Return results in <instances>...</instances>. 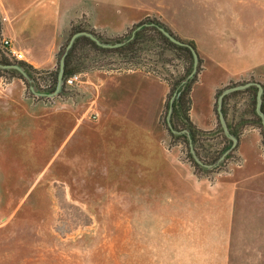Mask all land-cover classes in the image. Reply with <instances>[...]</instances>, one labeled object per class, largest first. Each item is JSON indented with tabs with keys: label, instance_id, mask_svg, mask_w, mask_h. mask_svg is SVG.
I'll return each mask as SVG.
<instances>
[{
	"label": "rangeland",
	"instance_id": "obj_1",
	"mask_svg": "<svg viewBox=\"0 0 264 264\" xmlns=\"http://www.w3.org/2000/svg\"><path fill=\"white\" fill-rule=\"evenodd\" d=\"M253 1L261 8L264 38V0H240V18ZM148 7L146 16L158 18L184 41L193 40L154 12L164 8ZM126 30L91 31L115 37ZM3 73L0 264H264V175L247 181L257 191L246 190L244 211L230 217L229 226L208 216L198 221L192 202L181 203L187 179L179 168L181 162L192 166L184 158L185 146L170 145L160 121L161 140L155 128L143 132L109 113L105 117L76 96L47 105L35 124L10 133L3 124L11 111L1 93L14 77ZM173 148L178 163L169 154ZM240 164L235 155L216 172L201 175H224ZM234 203L240 211V187Z\"/></svg>",
	"mask_w": 264,
	"mask_h": 264
},
{
	"label": "crops",
	"instance_id": "obj_2",
	"mask_svg": "<svg viewBox=\"0 0 264 264\" xmlns=\"http://www.w3.org/2000/svg\"><path fill=\"white\" fill-rule=\"evenodd\" d=\"M147 5L149 9L164 8L157 7L154 12L166 16L176 25L174 29L186 31L185 37L195 41L202 58V68L190 91L189 117L195 126L211 129L217 125L214 101L219 88L249 77L264 83L261 8L254 1L244 8L245 16L240 18V0H0V36L8 37L10 46L23 53L22 61L37 69H51L74 23L83 20L82 24L93 30L124 31L147 15ZM168 91L169 84L164 78L139 68L119 71L94 68L81 72V79L66 88L65 95L45 101L29 96L23 80L14 77L1 93L11 111L3 125L10 133L32 126L34 117L44 107L77 96V101L85 97L89 106L99 109L105 117L109 113L143 132L155 128L161 140L163 132L158 117ZM233 101L242 103L238 98ZM231 113L235 112L230 110L229 117ZM78 115L79 112L77 127L81 123ZM235 152L241 164L224 175H200L181 162L179 170L187 179L186 199H181L185 200L181 203L189 207L192 202L191 212L198 221L208 216L222 226H229L230 217L244 211L246 190L257 191L247 181L264 175V142L258 126L248 125L244 129ZM169 154L178 163L176 148ZM239 187L240 211L237 203L233 204Z\"/></svg>",
	"mask_w": 264,
	"mask_h": 264
},
{
	"label": "trees",
	"instance_id": "obj_3",
	"mask_svg": "<svg viewBox=\"0 0 264 264\" xmlns=\"http://www.w3.org/2000/svg\"><path fill=\"white\" fill-rule=\"evenodd\" d=\"M159 26H164L169 32L180 38L164 22L150 16H145L139 21L131 24L125 32L115 37H105L95 32L103 41H121V44L116 46H101L85 35L76 37L65 56L64 77L72 72H83L94 68L118 71L139 68L164 78L169 84V91L161 110L159 120L170 137V145L181 143L185 146L183 149L184 158L193 166L195 173L201 175L205 172L214 171L223 167L229 158L236 155L237 143L232 145V140L224 133L218 117L217 97L223 88H219L215 94L214 111L218 119L217 125L211 129H202L195 126L189 117V110L191 107L190 91L202 68V58L197 52L198 64L196 72L192 77L187 78V75L191 71L193 60L190 48L187 45L177 44L171 41L159 29ZM79 29L90 28L83 24H73L68 35H71ZM180 39L184 41V39ZM185 42L190 43L196 49L193 40H185ZM64 49L65 46L62 44L57 54V66L51 69H37L25 61L15 60L24 67L28 73V77L23 76L16 69L0 67V72L3 71V74H6V79L8 80L12 77L21 78L25 83L26 93L31 97L46 101L56 96L65 95L66 87L64 84L62 89L54 96L35 93L31 89L32 87L37 92L47 93L55 88L58 62ZM0 61L11 62L1 50ZM159 67L162 68L159 69ZM164 69L167 70V72ZM163 71H165V74H163ZM245 80L246 79L238 80L232 82V84L249 80L259 81L253 77ZM262 84L264 85V83ZM257 91L258 86L253 83L243 89L233 90L223 97L221 109L229 131L234 134L237 139L248 125H256L262 132L264 142L263 123L256 108ZM174 92L176 95L172 101V110L169 116V121L172 126V128H170L167 112L170 105V97ZM237 98L240 99V103L242 102L241 104H237L235 101L231 102V99ZM262 108L264 110V101ZM230 110L235 113H231L229 117L228 113ZM190 141L197 156L205 163L216 162L226 149H228V151L216 165L213 167H206L197 162L194 158L190 151Z\"/></svg>",
	"mask_w": 264,
	"mask_h": 264
},
{
	"label": "water",
	"instance_id": "obj_4",
	"mask_svg": "<svg viewBox=\"0 0 264 264\" xmlns=\"http://www.w3.org/2000/svg\"><path fill=\"white\" fill-rule=\"evenodd\" d=\"M159 29L174 43L177 44H184L187 45L190 48V51L192 53V68L191 71L189 72V74L187 75V78H190L194 75V73L196 72V68H197V64H198V53L197 50L194 48L193 45H191L188 42H185L183 40H181L180 38H178L177 36L173 35L171 32H169L164 26H159ZM80 35H85L88 36L89 38H91L93 41H95L97 44L101 45V46H107V47H111V46H116L121 44V41H117V42H108V41H103L101 40L98 35L91 31V30H87V29H79L75 32H73L66 45H65V49L63 51V53L61 54L60 58H59V62H58V69H57V80H56V85L55 88L47 93H43V92H37L35 91L32 87L31 89L35 92V93H39V94H46L48 96H54L56 95L63 86V82H64V63H65V56L66 53L68 51V49L71 47V45L73 44L74 40L76 37L80 36ZM0 67L2 68H6V69H16L18 70L23 76L28 77V73L26 72V70L24 69V67L18 62H2L0 61ZM257 84L258 86V91H257V104H256V108L258 113L261 116L262 119V123H263V128H264V110L262 108L263 105V101H264V85L262 84V82L260 81H246V82H240V83H235L229 86H226L225 88H223V90L220 92V94L217 97V110H218V117H219V121L221 123V126L223 128L224 133L232 140V145H235L237 143V137L232 134L227 126V122L225 120V117L223 115L221 106H222V100L225 94L236 90V89H243L251 84ZM176 93L174 92L173 95L170 97V105H169V109L167 112V119H168V123L170 128H172L170 121H169V116L172 110V101L175 97ZM174 130V129H173ZM176 131V130H174ZM189 146H190V151L193 154L194 158L196 159L197 162H199L200 164L206 166V167H212L214 165L217 164V162L219 160H221L225 154L227 153L228 149H226L218 158V160L214 163H205L203 161L200 160V158L197 156L191 141L189 142Z\"/></svg>",
	"mask_w": 264,
	"mask_h": 264
},
{
	"label": "built area",
	"instance_id": "obj_5",
	"mask_svg": "<svg viewBox=\"0 0 264 264\" xmlns=\"http://www.w3.org/2000/svg\"><path fill=\"white\" fill-rule=\"evenodd\" d=\"M0 48L8 56H12L15 59L22 60L24 58L23 53L19 50H16L10 46V39L8 37L0 38ZM81 79V72L76 71L68 74L64 77L63 84L66 88L72 87Z\"/></svg>",
	"mask_w": 264,
	"mask_h": 264
}]
</instances>
